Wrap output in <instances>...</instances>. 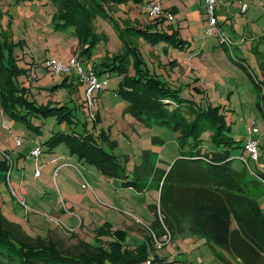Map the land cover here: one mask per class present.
<instances>
[{
    "label": "rangeland",
    "instance_id": "obj_1",
    "mask_svg": "<svg viewBox=\"0 0 264 264\" xmlns=\"http://www.w3.org/2000/svg\"><path fill=\"white\" fill-rule=\"evenodd\" d=\"M144 1L130 0L120 4V10L111 4L113 14L129 25H148L152 20L143 11ZM152 2H159L164 14L157 18L163 19L160 27L174 31L178 43L153 46L130 36L131 45L139 49L149 67L172 87L180 88L182 94H194L190 87L199 88L201 103L219 107L230 128L227 133L242 145L252 127V136L260 140L259 161L264 162V110L259 107L264 106V98H260L264 90L256 87V80L264 78V0H216L217 23L211 35H205L208 19L204 0ZM243 4L246 9H242ZM54 11L49 0H0L5 60L9 52L12 54L11 62L6 60L4 75L10 74L36 102L74 107L80 118L77 129L86 123L124 169L118 174L101 171L94 162L70 152L65 141L48 147L44 141L58 130L67 131V124L58 123L54 116L24 121L11 115L0 102V163L6 167H0V212L19 227L14 224L13 234L28 242L41 239L77 251L83 245H103L110 239L105 231L120 228L128 232L125 243L129 248L145 245V238L151 235L154 253L171 264H221L208 242L196 234H174L172 238L165 229L158 238L153 235L150 228L157 219L163 223L159 209L161 174L176 161L182 163L180 133L168 126L146 124L131 113L118 90L119 77L114 71L98 75L99 80L107 79V84L93 94V118L87 104H82L85 86L79 84L77 89L71 81L70 89V81L64 80L67 73L75 77L74 68L56 73L45 66L47 59L68 65L78 51L71 28L56 30L52 26ZM93 24L101 38L93 49L94 57L123 51L112 23L95 18ZM16 137L21 144L16 143ZM37 144L41 154L35 162L30 150ZM231 153L234 169L242 170L246 163L254 167L241 147ZM168 199L166 195L164 204L170 207ZM258 202L264 215V188Z\"/></svg>",
    "mask_w": 264,
    "mask_h": 264
},
{
    "label": "trees",
    "instance_id": "obj_2",
    "mask_svg": "<svg viewBox=\"0 0 264 264\" xmlns=\"http://www.w3.org/2000/svg\"><path fill=\"white\" fill-rule=\"evenodd\" d=\"M49 1L55 6L51 15L52 26L56 30L72 29L78 45L75 56L82 61L81 64H86L84 69L92 68L97 76L114 71L119 77L118 90L131 113L146 124L168 126L180 133L178 146L182 163L176 161L167 173L161 174L159 209L163 223L157 219L154 228H150L153 235L158 238L165 229L172 238L174 234H196L208 242L221 264H264V215L258 202L263 193L264 174L257 164L264 162H260L258 157V162L253 161V168L246 163L242 170L234 169L231 152L239 147L244 150V144L227 133L230 128L219 114V107L203 105L198 98L201 90L197 87H190L195 93L189 95L182 94L180 88L172 87L148 66L139 49L134 48L128 39L136 36L153 46L162 42L175 45L178 43L176 33L160 27L163 24L161 18L148 16L152 23L145 26L129 25L124 18L117 20L111 4H116L120 10V4L130 0ZM95 18H102L117 29L122 42L121 53L102 52L94 57L93 49L101 41L93 24ZM1 41L2 107L11 115L29 122L33 117L54 116L58 123L67 124L68 130H58L49 136L44 141L48 147L65 141L70 152L94 162L101 171L121 173L124 168L119 166L117 157L103 148L86 123L77 129L80 118L74 107L52 101L36 102L34 98H29L25 88L14 82L10 74L4 75L3 68L8 64L6 60L10 63L12 54L9 52L5 60L2 45L6 44ZM70 75L66 74L64 80L68 82L74 77ZM258 82L264 83V78L256 80L257 90H264V85ZM68 84L72 89L71 81ZM260 98L263 100L264 94ZM82 104L85 105V100ZM259 107L264 110L263 105ZM0 167L6 169L3 162ZM166 195L169 196L170 207L164 204ZM14 224L0 212V264H142L147 261L171 264L166 257L154 253L151 235L145 238V245L129 248L125 243L127 230L108 229L104 234L110 239L104 240L103 245L92 248L83 245L72 251L41 239L28 242L18 233L15 237Z\"/></svg>",
    "mask_w": 264,
    "mask_h": 264
},
{
    "label": "built area",
    "instance_id": "obj_3",
    "mask_svg": "<svg viewBox=\"0 0 264 264\" xmlns=\"http://www.w3.org/2000/svg\"><path fill=\"white\" fill-rule=\"evenodd\" d=\"M215 4L216 0H204L205 11L208 19V28L205 32V35H211L213 32V28L217 23L215 16ZM242 9H246V5H242ZM143 11L149 17H160L164 14L162 13L161 5L159 2L147 1L143 5ZM45 66L50 68L52 71L56 73L67 72L68 70L74 68L75 70V79L79 84L85 85V103L87 104V109L89 114L94 117V109L92 105V98L94 92L100 91L107 83L106 80H99L96 72L91 68L89 70H85L81 64V61L73 56L69 59L68 65L62 63L56 59H47L45 62ZM68 74V73H67ZM249 129V134L251 133ZM17 144L21 143L19 138L15 139ZM259 148H260V140L259 138H255L249 135L244 141V151L248 154V158L254 162H258L259 157ZM41 154V147L36 146L30 150V155L35 159ZM260 169L264 174V163H257ZM37 173V171L35 172ZM160 247V244L157 245ZM146 264H150L149 261Z\"/></svg>",
    "mask_w": 264,
    "mask_h": 264
},
{
    "label": "crops",
    "instance_id": "obj_4",
    "mask_svg": "<svg viewBox=\"0 0 264 264\" xmlns=\"http://www.w3.org/2000/svg\"><path fill=\"white\" fill-rule=\"evenodd\" d=\"M147 1H152V0H145L144 3H146ZM172 8L175 9V7H173V6H172ZM69 74H70V73H69ZM68 80H69V81H72V82L75 84V88L77 87V89H78V87H79V83L75 80V78L72 77V78H69ZM72 82H71V83H72ZM81 85H83V84H81ZM84 86H85V85H84ZM253 124H254V122H253ZM250 132H251V131H250ZM248 134H249V133H248ZM249 135L252 136L251 133H250ZM16 138H18V137H16ZM16 138H15V139H16ZM246 138H247V137H246ZM21 143H22V141H21ZM21 143H20V144H21ZM36 146H39V145H38V144H37V145H34L33 147H31V149L34 148V147H36ZM243 152H244V150H243ZM37 158H38V157H37ZM37 158H36V159H37ZM36 159H35V162L37 161ZM35 164L37 165V163H35Z\"/></svg>",
    "mask_w": 264,
    "mask_h": 264
}]
</instances>
